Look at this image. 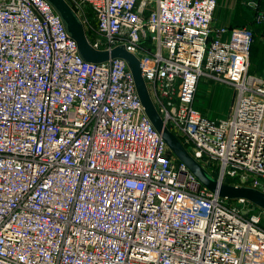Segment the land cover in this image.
Listing matches in <instances>:
<instances>
[{
    "label": "built area",
    "instance_id": "built-area-1",
    "mask_svg": "<svg viewBox=\"0 0 264 264\" xmlns=\"http://www.w3.org/2000/svg\"><path fill=\"white\" fill-rule=\"evenodd\" d=\"M65 1L94 49L138 58L210 175L264 192L252 30L215 26L217 0ZM203 77L234 89L227 119L196 108ZM225 200L171 153L125 60L84 61L46 0H0V264H264V210Z\"/></svg>",
    "mask_w": 264,
    "mask_h": 264
},
{
    "label": "water",
    "instance_id": "water-1",
    "mask_svg": "<svg viewBox=\"0 0 264 264\" xmlns=\"http://www.w3.org/2000/svg\"><path fill=\"white\" fill-rule=\"evenodd\" d=\"M63 21L69 36L78 46L79 55L89 63L102 64L110 59L125 60L131 70L138 96L145 108V112L171 153L185 164L198 181L220 198L228 200H245L257 208L264 210V192L248 188L237 187L220 182L210 175L187 151L180 139L169 130L149 93L147 84L142 76L138 58L128 52L125 47H118L112 51H98L90 44L85 28L77 14L65 0H46Z\"/></svg>",
    "mask_w": 264,
    "mask_h": 264
},
{
    "label": "crops",
    "instance_id": "crops-1",
    "mask_svg": "<svg viewBox=\"0 0 264 264\" xmlns=\"http://www.w3.org/2000/svg\"><path fill=\"white\" fill-rule=\"evenodd\" d=\"M217 1H218V7L215 13V23H214L215 26L230 27V28L241 27V28L250 29L254 33L257 40H259V43L264 45V20H262L261 22H257L256 20V15L258 14H261L264 18V0H217ZM250 2H256L257 8L252 7L249 4ZM252 68L254 69L253 70L254 73L251 71ZM250 73L257 76H264V58H258L256 60L254 54L250 57ZM203 114L208 116L206 112ZM208 117L211 118V115Z\"/></svg>",
    "mask_w": 264,
    "mask_h": 264
},
{
    "label": "rangeland",
    "instance_id": "rangeland-1",
    "mask_svg": "<svg viewBox=\"0 0 264 264\" xmlns=\"http://www.w3.org/2000/svg\"><path fill=\"white\" fill-rule=\"evenodd\" d=\"M234 93L233 88L220 85L214 80L203 77L199 85L195 106L199 111L206 112L208 116L211 115L213 120L227 119L234 102ZM227 180L230 182L229 184L238 183V179L227 178ZM235 201L237 200H225L227 204H234Z\"/></svg>",
    "mask_w": 264,
    "mask_h": 264
},
{
    "label": "trees",
    "instance_id": "trees-1",
    "mask_svg": "<svg viewBox=\"0 0 264 264\" xmlns=\"http://www.w3.org/2000/svg\"><path fill=\"white\" fill-rule=\"evenodd\" d=\"M257 16V15H256ZM231 28H241V27H231ZM255 55V57H256V60L258 59V58H264V45L263 44H261V43H259V40H257V38L255 37V35H254V44H253V46H252V51H251V56L252 55ZM256 54H257V56H256ZM254 69L252 68V72L254 73V71H253ZM228 183H230L229 181H227Z\"/></svg>",
    "mask_w": 264,
    "mask_h": 264
}]
</instances>
